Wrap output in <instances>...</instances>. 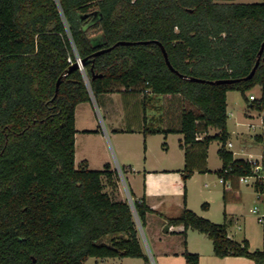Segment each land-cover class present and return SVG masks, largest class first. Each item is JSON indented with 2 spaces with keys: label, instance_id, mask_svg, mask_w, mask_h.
I'll use <instances>...</instances> for the list:
<instances>
[{
  "label": "trees",
  "instance_id": "16d2710c",
  "mask_svg": "<svg viewBox=\"0 0 264 264\" xmlns=\"http://www.w3.org/2000/svg\"><path fill=\"white\" fill-rule=\"evenodd\" d=\"M121 41L132 44L94 56ZM263 43L264 2L0 0V264H85L90 257L149 264L137 226L154 212L145 195L137 199L129 189L133 208L109 163L101 170L75 163L76 108L104 93L180 95L184 180L211 172L208 148L219 141L222 166L214 173L230 182L223 201L239 200L240 178L252 175L253 164L228 149L227 94L241 92L264 125ZM78 57L84 72L69 71ZM258 60L254 76L243 80ZM229 79L242 80L211 83ZM256 86L260 97L250 100L246 93ZM209 128L219 133L198 139ZM153 132L145 124L144 134ZM231 222L226 212L219 224L186 207L167 219L183 225V235L205 234L217 257L264 264V250L229 236ZM183 256L200 263L198 253Z\"/></svg>",
  "mask_w": 264,
  "mask_h": 264
},
{
  "label": "crops",
  "instance_id": "0c3cea01",
  "mask_svg": "<svg viewBox=\"0 0 264 264\" xmlns=\"http://www.w3.org/2000/svg\"><path fill=\"white\" fill-rule=\"evenodd\" d=\"M214 1L216 3H235V0ZM114 95H120L121 98L115 99ZM101 96L102 104L99 107L105 112L108 125L105 124V119L102 118L100 111L95 113L93 103L96 102V99L94 97L92 101L81 103L76 108L75 163L79 158L80 162L86 161L92 170H101L105 164L109 163L114 170L120 167L125 171L130 189L135 197L141 199L145 195L148 206L154 210L148 214L144 228L151 237L155 249L171 263L175 261L176 264H186L183 253L188 251L200 255L199 264H254L251 259L246 257H217L213 248L212 250L207 248L206 251L200 250L193 244L191 233L194 231L193 229H188L183 235V225L168 226L167 224L168 218L179 216L185 207L197 211L191 204L193 179L197 176H212L211 172L218 170L213 171L209 168V149L215 142L213 141L208 148L207 156V168L211 172H196L188 180H184L183 170L186 165V157L185 150L180 146L184 136L179 132L184 108L182 97L180 95H157L150 92L145 95L124 90L104 93ZM116 103L118 104L116 105ZM228 107L227 94V111ZM89 113L90 116H88ZM228 115L230 117L229 112ZM137 118H139L140 124H136ZM145 124L157 132L145 135ZM165 130H172V132L163 133ZM217 133H219L218 129L209 128L208 132L200 133L198 139H202L206 134L215 135ZM230 133L232 135V132ZM79 134H82L83 137H79ZM154 138L161 140L159 147H153ZM229 143L232 142L229 141ZM232 146L233 144L228 145V149L234 153L235 158H239L236 152L231 150ZM218 179L223 191L227 185H224L219 177ZM185 191L186 205H184ZM206 203L208 206L205 208L201 206V211H203L201 214L211 220V216L206 214L210 212L211 206L208 202ZM230 204L224 203L226 210ZM226 213L232 220V224L228 228L229 236L241 242V239H236L232 235L231 230L239 223V215L234 211L230 212V210ZM156 223L158 224L157 230L154 228ZM144 228L142 227V229ZM178 237L180 238L179 242H169V240Z\"/></svg>",
  "mask_w": 264,
  "mask_h": 264
},
{
  "label": "rangeland",
  "instance_id": "374dc122",
  "mask_svg": "<svg viewBox=\"0 0 264 264\" xmlns=\"http://www.w3.org/2000/svg\"><path fill=\"white\" fill-rule=\"evenodd\" d=\"M264 0H235V3H263ZM250 94L260 97L261 89L260 86L254 87L252 90L248 91L246 95L249 97ZM115 99L121 98V96H113ZM102 96L99 95L96 98V102L93 103L94 111L97 114L98 111L101 112V116L105 119V124L108 125L106 119V114L101 107ZM118 103H116L117 105ZM228 112L230 117L228 119V128L232 132V135L229 139L232 142L233 149L236 152L237 157L247 159L248 157L252 159H259L264 153V139L259 141L257 136L264 134V127L262 122V113L258 110L252 109L249 107V103L244 98V96L239 91H230L228 93ZM100 106V107H99ZM99 108V109H98ZM90 116V113L89 115ZM90 120V118H89ZM94 121V120H93ZM137 121V122H136ZM136 124H140L139 118L136 120ZM135 125V123H133ZM79 137H83L82 134H79ZM152 145L154 148L161 145V140L159 138H154ZM220 144L218 141L212 143L211 148L209 149V168L213 171L221 167V159L217 154V149ZM81 164L80 159H77L76 166L78 167ZM117 171V180H118V189L121 197L129 202L128 197H132L129 189V183L125 171L122 169L124 178L119 175ZM212 176L201 177L197 176L192 181L191 188V204L197 211L198 215L210 219L209 217L203 216L201 213V206L208 202L211 206L209 214L211 220L214 223H224V212L226 207L223 201V191L222 186L219 183V179L216 173L211 172ZM106 182V180H104ZM228 181L226 185H229ZM105 191H111V188L106 185ZM237 195L240 196L239 200L230 201V206L226 212L234 211L239 215V223L235 227H232V235L236 239L243 240L246 238L250 242L252 250L260 249L264 250V227L257 222V219L250 209L256 203V194L252 183H240V190H238ZM133 199V198H132ZM138 220V219H137ZM163 223V222H162ZM240 225V227H238ZM137 226L139 229V236L145 253L149 256V264H176V262H170L167 258H164L159 254V251L155 249L154 244L152 243L151 237L147 234L146 229H142V226L137 221ZM155 230L158 229V224H155ZM192 233L193 244L200 248V250L206 251L207 248L212 250L213 245L212 241L205 235L196 230ZM150 238V239H149ZM180 238L169 240L170 243L179 242ZM85 264H145L144 260L132 259V258H97L90 257Z\"/></svg>",
  "mask_w": 264,
  "mask_h": 264
},
{
  "label": "built area",
  "instance_id": "2783aa9c",
  "mask_svg": "<svg viewBox=\"0 0 264 264\" xmlns=\"http://www.w3.org/2000/svg\"><path fill=\"white\" fill-rule=\"evenodd\" d=\"M81 59L78 57L77 61H80ZM81 71L84 72V68L81 69ZM86 81L88 82V79L86 77ZM250 100H256L258 97L254 94H250L249 96ZM263 114V113H262ZM263 116V115H262ZM263 122V120H262ZM264 127V125H263ZM264 137V134H263ZM229 146L232 145V143L228 144ZM249 161L252 162V175L250 176H242L240 178V183H252V186L254 188L255 194H256V203L255 205L250 209L252 214L255 215L257 222L261 224V226L264 227V153L261 155L259 159H252L250 158ZM118 173L120 176L124 178V174L122 172V168H118ZM129 203L134 208V203L132 197H128ZM264 242V239H263Z\"/></svg>",
  "mask_w": 264,
  "mask_h": 264
},
{
  "label": "water",
  "instance_id": "95a60500",
  "mask_svg": "<svg viewBox=\"0 0 264 264\" xmlns=\"http://www.w3.org/2000/svg\"><path fill=\"white\" fill-rule=\"evenodd\" d=\"M127 44H132V43H131V42H126V41L118 42L116 45H114V46L111 47V48H108V49H102V50H99V51L95 52V53H94V56H98V55L103 54V53H105V52H107V51H110L112 48H114V47L117 46V45H127ZM161 48H162V51H163V53H164V57H165V60H166L167 65L169 66V68H170L171 70H174L173 66L171 65V63H170V61H169V58H168V55H167V52H166L165 48H164L163 46H161ZM263 50H264V43L262 44L261 50H260V52H259V55H261V54L263 53ZM84 65H85V60H82V59H81L80 61H76V62L70 67L69 71L74 70V69H80V70H81L82 68H84ZM258 65H259V60L257 61L255 67L252 69L251 73H250L247 77L243 78V80H249V79H251V78L254 76V74H255V72H256V69H257ZM94 77H95V75H94ZM191 80H192V81H197V82H204V80L199 79V78H194V77L191 78ZM240 80H242V79H237V80H232V79H229V80H218V81L211 82V83H216V84H221V83H232V82L240 81Z\"/></svg>",
  "mask_w": 264,
  "mask_h": 264
}]
</instances>
